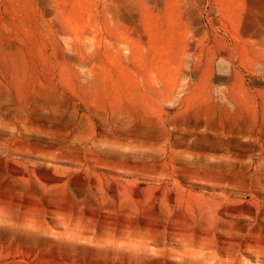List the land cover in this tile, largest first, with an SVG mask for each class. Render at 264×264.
Here are the masks:
<instances>
[{"label": "rangeland", "instance_id": "1", "mask_svg": "<svg viewBox=\"0 0 264 264\" xmlns=\"http://www.w3.org/2000/svg\"><path fill=\"white\" fill-rule=\"evenodd\" d=\"M0 264H264V0H0Z\"/></svg>", "mask_w": 264, "mask_h": 264}, {"label": "bare ground", "instance_id": "2", "mask_svg": "<svg viewBox=\"0 0 264 264\" xmlns=\"http://www.w3.org/2000/svg\"><path fill=\"white\" fill-rule=\"evenodd\" d=\"M258 30V29H257Z\"/></svg>", "mask_w": 264, "mask_h": 264}]
</instances>
